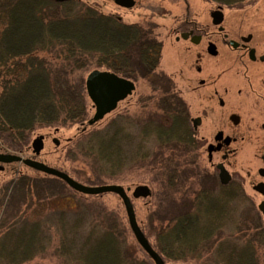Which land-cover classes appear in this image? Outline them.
I'll return each instance as SVG.
<instances>
[{
  "label": "trees",
  "instance_id": "trees-1",
  "mask_svg": "<svg viewBox=\"0 0 264 264\" xmlns=\"http://www.w3.org/2000/svg\"><path fill=\"white\" fill-rule=\"evenodd\" d=\"M73 3L75 0L60 4L53 0H0V139L10 148L22 150L26 147L30 132L36 128L85 121L86 92L84 80L78 72L94 66L125 78L146 81L155 74L158 44L151 28L123 23L86 4L74 9ZM54 6H62V14L56 16L51 10ZM148 83L155 85L153 81ZM163 95L159 109L163 117L170 119L174 110L172 96L168 90ZM158 120L147 116L134 125L125 116H117L103 128L92 131L83 143L78 142L74 146L75 152L69 151L70 157L76 160L79 154L83 162L97 171L95 178L85 183L99 185L98 174L105 171L113 175L116 168L129 160L149 158L153 155L147 149L151 137L159 149L178 153V159L183 157L182 144L185 141L173 135L170 121ZM131 129L137 131L139 137L132 134ZM153 157L160 167L172 161L162 154ZM162 173L169 186L177 181L176 177L179 182L186 181V174L176 169L169 168ZM60 196L64 197L63 194ZM164 210L162 223L156 229L160 231L153 234V246L171 258L176 249L187 250L188 210L184 203L179 211ZM86 217L82 210L71 213L58 210L35 221L17 216L3 222L0 264H24L35 254L42 253L51 240L47 232L49 225L60 231L56 253L75 264L146 262L135 261L131 255L122 257L125 241L121 239L124 236L115 232L121 231V227L114 221L104 224L100 233L81 235L78 230ZM96 222L91 223L94 231L101 227ZM212 222H198L196 226L200 234L211 232L215 223ZM177 229L181 231L178 234ZM244 243L239 246L231 235L226 234L215 246L222 248L216 252L221 262L260 264L259 254L249 243ZM261 256L264 260V253Z\"/></svg>",
  "mask_w": 264,
  "mask_h": 264
},
{
  "label": "flooded vegetation",
  "instance_id": "flooded-vegetation-1",
  "mask_svg": "<svg viewBox=\"0 0 264 264\" xmlns=\"http://www.w3.org/2000/svg\"><path fill=\"white\" fill-rule=\"evenodd\" d=\"M94 3L123 23L160 30L153 36L158 63L148 79L155 85L146 87L157 90L158 106L165 90L172 96V117L160 114L158 121H170L173 135L185 141L191 183L187 250L176 249L172 257L207 259L226 234L239 246L247 242L264 253V0ZM128 14L133 20H123ZM206 220L215 223L202 235L196 225ZM227 220L233 221L228 233ZM151 247L165 264L164 255Z\"/></svg>",
  "mask_w": 264,
  "mask_h": 264
},
{
  "label": "rangeland",
  "instance_id": "rangeland-1",
  "mask_svg": "<svg viewBox=\"0 0 264 264\" xmlns=\"http://www.w3.org/2000/svg\"><path fill=\"white\" fill-rule=\"evenodd\" d=\"M75 2L76 3H73L74 9L79 8L78 6L81 4H86L94 8L96 7L97 10L99 8L94 3V0H75ZM57 7L59 6L51 8V10L55 11L56 16L62 14L63 11L62 6L59 8ZM102 13L108 14L105 11H102ZM130 19L133 20L131 15L128 14L123 20L127 21ZM143 26L147 25L143 24ZM157 31L160 30L152 28V35L155 36ZM165 62L166 60L164 57L162 63L164 64ZM93 69L106 70L90 66L88 69L78 73L83 80H85L86 75ZM130 80L133 81L135 85L132 93L124 100L120 101L115 110L105 115L96 123L87 125V120L94 113V107L86 96L87 115L82 124H60V126L58 124L57 127L36 128L30 132L29 142L22 150L10 148L7 143L0 139V153L13 154L23 158L37 160L50 167L65 171L69 176L80 183L90 185L88 184L89 182L85 183V181L91 182L95 178L97 175L95 172L97 171L94 172L93 170L96 169L83 162L79 154L77 155L78 157L76 156V160L74 158L72 159L69 151L74 153V146L78 142L83 143L92 131L103 128L114 117H124V115H126V118L135 125L142 122L147 116L158 120L161 114L158 106L159 99L156 98L158 97L157 90L154 92L151 91L150 88H147L148 82L144 79L138 78ZM54 128H57V130H55L56 132H54ZM82 129L84 130L82 131ZM131 130L133 131L132 134L138 136L137 131ZM38 135H44L45 139L42 150L35 156L31 152L30 145L32 139ZM52 137L58 140V145L52 143ZM157 148L154 138L151 137L147 142V149L153 155L143 160L133 162L129 160L123 163L121 167L116 168L113 175H109L104 171L98 174L100 180L97 182H100L99 185L116 184L121 185L124 189L130 188L127 195L130 197L136 222L152 246L155 245V235L153 234L158 225L162 223L160 220L165 213L164 209L169 208L170 212H176L182 208L183 203L186 205L187 209V190L191 184L186 179L188 173L187 156L183 155V157L178 159V157H176L178 153ZM160 154L165 158L170 157L172 161L168 162V165L164 166L163 163L161 167L160 165L158 166L153 156ZM173 157L176 158L174 159ZM169 168L176 169L179 173H185L186 177L184 179L186 181L179 182L176 177L177 181L169 186L166 181V176L162 173ZM181 178L183 179V176ZM141 184H145L150 188V196L146 198H133L131 196L132 189ZM60 194H63L64 197H59ZM58 210H64L68 213L81 210L86 212V221L78 230L81 235H95L96 233H100L104 230V224L106 226L108 221L118 223L121 227V231L117 230L115 232L118 233V235L122 234L124 238L121 240L125 241L122 257L129 258L131 255L135 258V261H147L150 264L152 263L146 253L135 241L128 225V219L122 200L116 194L103 193L99 195H86L76 193L70 190V187L62 180L38 172L20 162L3 164V170L0 171V232L3 229V222L10 221L17 216L35 221L43 219L47 214ZM95 221L99 222L101 227L94 231L91 229V223ZM225 225L227 226L225 232L228 233L231 227H233V221L229 222L227 220ZM47 232L51 240L45 250L42 253L35 254L24 264H75L69 261L66 256L56 253L55 249L58 245V235L60 231L54 225H49ZM221 249V247H210L207 259H175L173 257L169 258L164 256V262L165 264H223L219 253H216L218 250L221 251ZM172 255H174V253ZM259 263L264 264L261 254H259ZM139 264H141V262Z\"/></svg>",
  "mask_w": 264,
  "mask_h": 264
},
{
  "label": "water",
  "instance_id": "water-1",
  "mask_svg": "<svg viewBox=\"0 0 264 264\" xmlns=\"http://www.w3.org/2000/svg\"><path fill=\"white\" fill-rule=\"evenodd\" d=\"M84 88L88 99L94 107L93 115L87 120V125H92L101 120L106 114L113 111L119 101L124 100L132 93L135 86L130 79L121 77L111 71L93 69L85 77ZM42 138V135H38L31 141V152L35 156H37L43 148ZM54 141L57 143L56 139H54ZM0 162H20L38 172L60 179L70 188L86 195H99L103 193L116 194L122 200L129 228L139 246L155 264H164L160 256L151 247L136 222L133 206L130 197L127 195V191H129L130 188L124 189L121 185L116 184L86 185L76 181L61 170L50 167L37 160L23 158L18 155L2 154L0 155ZM150 194V188L145 184L137 185L131 191V196L133 198H146L149 197Z\"/></svg>",
  "mask_w": 264,
  "mask_h": 264
}]
</instances>
